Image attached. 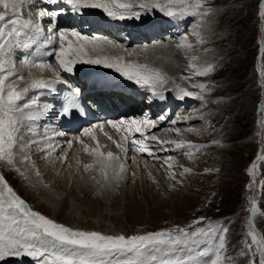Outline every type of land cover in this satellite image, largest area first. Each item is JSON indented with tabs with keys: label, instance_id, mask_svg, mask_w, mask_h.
<instances>
[{
	"label": "snow or ice",
	"instance_id": "obj_1",
	"mask_svg": "<svg viewBox=\"0 0 264 264\" xmlns=\"http://www.w3.org/2000/svg\"><path fill=\"white\" fill-rule=\"evenodd\" d=\"M60 3L70 6L74 14H82L86 9L100 10L113 21H140L145 15L155 17L157 13L177 22V27L191 20L189 31L180 32L178 36L170 38L175 50L182 53L187 61L184 70L188 75L178 78L169 76L161 68L126 60L124 55L119 54L127 53L131 56L135 49L100 35H86L75 28L58 27V18L67 12L65 8L55 7ZM209 3L210 0H0V162L25 179L28 178L25 175L27 169L35 166L32 159L33 148L43 153V159L53 165L57 162L67 163L68 153L63 156L56 155L58 150H62L57 137H63L65 133L46 129L40 134L37 130L38 122L53 110L54 105L41 104L38 94H29L43 91L55 93L57 85L64 84L67 88L63 92L57 115L68 120L77 115L86 116L82 88L73 85L64 75H75L77 65H96L113 70L125 81L148 93L146 100L150 104L165 101L166 93H175V99L179 101L194 99L200 101L201 106H207L209 101L206 96L215 85L197 81L195 78L210 76L216 70V65L207 60L201 61L200 56L192 53L208 43L205 32L209 30L211 23L209 17L218 12L217 9L207 6ZM48 5L54 7L50 9L46 7ZM25 10L27 17L23 14ZM258 15L264 23V0L259 5ZM45 18H48L46 30ZM259 44L262 56L258 59L264 60V40L259 41ZM34 45H38L39 55L20 52L31 49ZM155 48L167 49L169 43L159 42L151 48L145 44L140 51L148 52ZM109 49L115 50L117 54H108ZM203 51L206 54L211 49L204 48ZM18 52L22 68L47 71L54 78H33L29 71L26 85L19 87L25 77L17 71ZM45 57L54 58L55 63ZM259 71L264 78V69ZM169 81L173 83L171 88L167 87ZM184 83L188 87H184ZM208 115L211 113H200L197 110L196 114L184 115L182 122L204 120ZM166 119L167 115L158 118L160 122ZM178 122L180 121H169L173 126ZM257 124L264 127V113H261ZM106 127L116 130L117 133H121L123 128L127 135L121 134L120 139L116 140L104 131ZM156 127L157 122L145 114L144 118L109 119L83 128L75 136V144L80 145L83 154L91 159L89 163H84L77 156L76 171L83 169L96 186L99 195L104 190L114 191L125 178L128 171L125 161L129 151L147 153L154 160L158 159L149 148V141L158 145L161 151H167L166 145H172L175 150L182 151L190 161L195 159V153L210 146L194 144L184 139L159 140L157 136L149 134ZM95 130L103 132L119 151H102L103 146L99 143ZM169 131L175 132L177 136L183 135L176 127ZM184 131L200 134L192 127ZM134 134H139L141 138H134ZM81 137L89 138L92 144L85 143ZM67 144L69 150L74 146L71 141ZM211 144L223 146L219 140H213ZM257 160L264 161V150L257 154ZM165 165L168 178L175 181L170 186L174 189L176 184L183 182L182 179H176L174 157L168 156ZM68 167L71 168L72 165L69 164ZM209 171L213 170L205 169V172ZM247 171L253 177L252 184L248 185L251 188L258 172L256 161ZM191 173L192 169L188 167L179 170L181 178ZM34 174L40 176L38 170ZM149 177L151 178V173ZM261 188L264 190V182ZM246 211L249 212V217L245 226V238L240 250L232 256L228 254L229 228L226 223L209 221L204 227H195L205 219L200 217L185 227L175 226L130 236L73 229L33 211L9 186L4 176L0 175V262L9 258L17 261L29 258L33 264H237L239 258L247 257V264H264V234L259 233L254 226L255 218L264 213H261L258 202L251 197ZM181 252L184 255H180Z\"/></svg>",
	"mask_w": 264,
	"mask_h": 264
},
{
	"label": "rangeland",
	"instance_id": "obj_2",
	"mask_svg": "<svg viewBox=\"0 0 264 264\" xmlns=\"http://www.w3.org/2000/svg\"><path fill=\"white\" fill-rule=\"evenodd\" d=\"M261 2L262 0H210L207 5L217 9L218 12L209 17L211 23L209 30L205 32L208 43L194 53L197 52L196 55L200 56L201 61L214 63L216 70L208 77H196L195 80L215 87L206 96L209 103L204 106L205 109L199 108L200 101L196 107V111L211 115L206 116L204 120L194 119L192 127L200 134H189L195 140H209L210 144L213 140H219L223 146L211 144L207 147V151L202 152L204 155L201 158L199 154L196 156L195 164H192L193 161L184 163L192 164L193 172L182 178L179 176V167L175 166L176 179H182V184H176L173 189L170 186L175 181L168 178L167 170L159 171L151 166L146 168L147 172L144 173L136 167L132 169L134 164L130 162L131 160L128 161L129 166L125 162L128 171L125 178L119 182V186L114 191L107 190L110 194L109 198L97 195L92 187L86 191L81 190L85 184L88 185V176L86 178L80 176L81 181L74 180V177L82 174L83 169L77 172L75 168L69 181L62 176L56 180L55 178L67 169V166L59 165L55 178L50 175L51 177L42 179L44 172L52 171L55 165L51 162L44 163L45 160H39L40 156L34 159V168L29 167L25 172L27 179L5 163L0 165V175L11 183L16 194L29 201V208L73 229L130 236L160 227H164L163 230L170 229L172 225H183L191 218L196 220L194 217L212 220L233 214L237 218L227 223L228 234L232 233L234 238L238 237L241 231L235 230V226H243L245 223L240 221L237 206L247 180V170L254 161L258 165L256 174L258 182L261 181L258 183L259 189L256 195L264 212V190L261 188L264 182V161H258L256 155L248 163L256 144L259 145V152L264 150V143L259 137L261 128L257 124L262 107H254L255 101L258 98L263 99L264 93V78L260 76L259 71L264 69V60L258 59L262 56L260 51L256 53L259 47H256L257 42L264 40V27L262 29L263 23L258 15ZM154 20L171 23L169 19L164 18ZM174 23L177 25V22ZM181 25L179 24L177 28L178 32ZM187 25L190 30L191 20L186 22L184 27ZM163 37L167 36L163 34ZM172 37L171 35L170 38ZM159 42L164 41L157 40L155 44ZM168 43L169 48L165 49L166 51L164 48H155L158 54H155V51L151 54L141 51L136 57L141 62L161 68L169 76L178 78L183 75L187 61L173 48V44ZM151 44L152 42H149L147 45L153 46ZM135 46L137 47L134 45V48ZM204 48L211 51L205 54ZM128 59L135 58L128 57ZM170 68L172 72L169 71ZM214 100L222 102L211 103ZM77 151V156L82 158L84 163L90 162V157L82 154L80 148ZM69 159L74 162L72 157ZM212 165L217 166L218 171L202 172L204 167ZM36 170L41 173V177L34 174ZM148 173H151V178ZM255 221L262 226L261 231L264 234V215H258ZM255 229L261 233L257 226ZM179 254L184 255V252ZM237 264H247V261H237Z\"/></svg>",
	"mask_w": 264,
	"mask_h": 264
},
{
	"label": "bare ground",
	"instance_id": "obj_3",
	"mask_svg": "<svg viewBox=\"0 0 264 264\" xmlns=\"http://www.w3.org/2000/svg\"><path fill=\"white\" fill-rule=\"evenodd\" d=\"M152 21H155V23H157V29H155V28H152L151 29V25H147V27H148V29H146V30H144L147 34H144L145 32H143V33H140L139 35H138V37L137 38H135L134 40H133V43L131 44V48L130 49H135L136 51H135V55L133 54V55H131V56H129L127 53H126V55L123 53V55H124V57H126V58H128V57H131V58H135V59H137V57H136V55L138 54V52H140V49L147 43H149V42H152V44L151 45H156L155 44V41H157L155 38H157L159 35L160 36H162L164 33H165V29L167 28L166 26L169 24V23H164V22H162V23H160L159 21H157V20H154V19H152ZM46 24V23H45ZM175 24V23H174ZM61 26H64L63 24L61 25ZM155 26V25H154ZM176 26V25H175ZM150 28V29H149ZM169 28H171V27H169ZM167 29L166 31H168V30H170V29ZM100 33L101 34H99L100 36H102V35H107L108 33H107V31L105 30V29H103V28H101L100 29ZM156 35V36H155ZM151 40V41H150ZM138 44H140V46H138ZM134 45H137V47L135 46V48H134ZM149 47L151 48L152 46H150L149 45ZM156 49H159V48H156ZM154 50V49H152V50H150V51H148V52H143V53H148V54H151L152 52H154L155 51V54H158L159 52H158V50ZM165 50V49H164ZM166 51V50H165ZM109 52H115V50H111V49H109ZM164 52V51H163ZM143 58V57H142ZM138 61H140L139 59H137ZM53 61L55 62V60H54V58H53ZM143 61V60H142ZM171 61V60H170ZM141 62V61H140ZM168 64V63H167ZM172 64V63H171ZM170 64V65H171ZM21 66V65H20ZM20 66L19 65H16V67L19 69V70H17L20 74H22V75H24V77H25V81L24 82H20L19 83V87H24L25 85H26V82H27V80H28V73H29V71H31L32 72V74H33V78H36L37 77V75L40 73V71H37V70H35V69H31V70H29V69H24V68H20ZM94 67H99V66H96V65H93ZM165 66V65H164ZM77 67V66H76ZM162 67V66H161ZM166 67V66H165ZM107 71H109V69H107ZM169 71L170 72H172L173 70H172V68H170L169 69ZM174 74V73H173ZM167 87H169V88H171V87H173V85H172V83H171V81H169V84H168V86ZM29 95H33V93H30ZM45 103H47V102H45ZM42 104H44V102H42ZM48 125V127H50L49 128V130L48 131H51L52 129H53V126H50V124H47ZM104 131H106V129L104 130ZM42 132L44 133L45 131H43L42 130ZM110 132V131H109ZM101 133H103V132H100V134ZM108 133V132H107ZM95 135H96V133H95ZM112 136H114L115 137V135H114V133H112L111 134ZM60 137H58L57 138V140L59 141V143H60V146L62 147V146H65V147H67L68 146V144H67V142L68 141H66V140H63V139H59ZM98 141H99V143L103 146L102 147V151H104V152H108V151H112V152H114V153H116V152H118L119 150L116 148V146L104 135V133L102 134V138L101 139H98ZM85 143H89V144H92V142L90 141V139L88 138V139H86L85 141H84ZM78 146H80V145H75V147L73 148V149H71L70 151H69V155H70V157H72V159L74 160V162H71L70 161V159H68V161L67 162H69V163H65V164H59V163H57V165L55 164V166H54V168L52 169V171L50 172V171H46V172H44V174L42 175V179H44L45 180V177H51L52 175V177H54L55 176V174H56V172L58 171V168H59V165H61V166H67V169H64L65 170V172L63 171V172H61L60 173V175H58V178H55L56 180H58L59 178H61V176L62 177H64L65 178V180L66 181H69V179H70V177L72 176L71 175V173L75 170V168H76V157H77V153H78ZM94 146V145H93ZM148 146H150L149 144H148ZM80 149H81V146H80ZM151 151L153 152V150L151 149ZM35 153H36V155H35ZM83 154V153H82ZM147 154V153H146ZM79 155V154H78ZM39 153L37 152V151H34V150H32V159L34 160L35 158H39ZM59 156H62V155H59ZM129 156L131 157V162H133V161H135L136 159H137V156L133 153V152H130V154H128V158H129ZM87 157V156H86ZM148 157V155L146 156V157H143L142 158V163L140 164V162H134V165L132 166V169H133V167L135 168H138L139 170H141V172L143 171L144 173H146L147 171H145V169L146 168H148V167H151L150 166V164H149V162H147V158ZM82 159V158H81ZM84 159V158H83ZM91 159V158H90ZM121 159L123 160L124 159V157H123V155H121ZM87 160V159H86ZM84 161V160H83ZM127 161V160H126ZM125 161V162H126ZM46 162H49V161H44V163H46ZM85 162V161H84ZM69 164H71L72 165V167L71 168H69L68 167V165ZM133 164V163H132ZM127 165H128V163H127ZM142 167H141V166ZM129 166V165H128ZM64 167V168H65ZM30 168H32L31 166H30ZM153 168V167H152ZM43 169H44V171H45V169H46V166L45 167H43ZM82 169V168H81ZM48 170V169H47ZM61 170H63L62 168H61ZM153 170V169H152ZM155 171V170H154ZM152 172V171H151ZM84 173V172H83ZM80 174V175H77V177H74V180L76 179L77 181H81L80 180V176H84L85 178L88 176L87 174ZM136 173H138V171L136 172ZM152 173H154V172H152ZM61 174H63V175H61ZM149 174V173H148ZM51 175V176H50ZM140 175V174H139ZM154 175V174H153ZM142 177H143V175H141ZM64 178H63V180H64ZM84 178V179H85ZM88 178V177H87ZM88 181V185H84L83 187H81V190H84V191H86L88 188L90 189V187H92V188H94L95 190H96V193H97V188H96V186L90 181V180H87ZM83 184V183H82ZM77 186V185H76ZM109 192L107 191V190H104V191H102V193L101 194H99V195H104V196H107V198H109V196H110V194H108ZM106 198V197H105ZM106 201H108L109 199H105ZM50 203V202H49ZM53 204V203H52ZM73 212V211H72ZM74 213H77V212H74ZM76 215V214H75ZM110 231H112V229L110 230ZM2 264H4V262H1ZM11 264H33V262L31 261V260H25V259H23V261H17V260H14Z\"/></svg>",
	"mask_w": 264,
	"mask_h": 264
}]
</instances>
